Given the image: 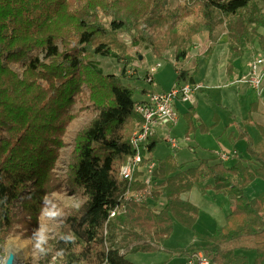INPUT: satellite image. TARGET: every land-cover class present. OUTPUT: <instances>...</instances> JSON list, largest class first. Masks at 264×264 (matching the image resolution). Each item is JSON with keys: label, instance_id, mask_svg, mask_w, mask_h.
I'll return each instance as SVG.
<instances>
[{"label": "trees", "instance_id": "16d2710c", "mask_svg": "<svg viewBox=\"0 0 264 264\" xmlns=\"http://www.w3.org/2000/svg\"><path fill=\"white\" fill-rule=\"evenodd\" d=\"M189 1L199 6L195 16L187 6ZM189 1L168 9V0H0V243L13 233L16 205L23 208L24 200V210L32 220L25 223L28 228L34 226L44 196L52 190L45 189L44 184L51 179L58 158L56 148L63 146L54 131L64 133L68 123L64 120L67 105L55 92L50 93L52 80L64 70L82 66L92 76L95 88L100 84L107 88L106 96L96 101L93 116L74 140L67 180L85 199L62 219L59 264H134L120 254L121 249L130 247L134 253L162 250L174 220L187 228L196 220V209L180 195L208 179L213 181L214 190L230 199L226 224L206 237V245H189L173 253L186 255L201 250L211 264H264V191L253 199L245 195L251 182L264 179V127H260L261 148L250 149L254 166L240 162L231 167L222 162L210 165L201 159L196 167L183 170L173 156H167L153 169V176L165 186V206L156 210L150 201L127 202L124 214L108 219L109 209L121 201L128 186L119 170L133 154L130 136L141 123L133 110L137 88L122 84L112 74L103 75L94 61L84 62V58L101 55L123 60L126 67L134 58L120 33H132L134 45L143 41L165 44L167 31L175 47V61L182 62L192 47L193 35L205 31L209 39H215L220 25L228 36L229 72L233 60L241 57L248 45L257 41L264 48V37L259 33L264 28L260 0ZM147 30L156 32L154 38L146 35ZM71 40L79 51H70ZM152 50L158 53L155 47ZM17 58L22 62L21 78L12 67ZM175 82L195 83L182 68L177 69ZM36 128L40 129L34 132ZM157 142L151 137L150 152ZM26 185L35 187L26 189ZM160 194L154 190L152 201ZM242 239L251 244L246 250L255 252L252 262L228 246Z\"/></svg>", "mask_w": 264, "mask_h": 264}, {"label": "crops", "instance_id": "0c3cea01", "mask_svg": "<svg viewBox=\"0 0 264 264\" xmlns=\"http://www.w3.org/2000/svg\"><path fill=\"white\" fill-rule=\"evenodd\" d=\"M261 29H259V33L264 37V32L260 31ZM258 46L260 47L256 41L250 48L256 49ZM250 48L241 57L233 60L229 72L230 50L227 33L219 34L217 32L215 39H209L207 32H204V35L199 33L193 38L192 47L183 60L185 61L184 65H181L180 68L188 70L194 82L200 84L201 87L195 92L192 104L175 102L178 113L176 124L169 128L159 127L152 136L160 142L150 153L155 163L171 155L183 170L196 167L201 159L207 160L210 165L222 162L226 167H231L240 162L244 165L254 166L250 149H260L262 146L260 127H264V123H261L259 119H264V90L258 94L245 83L238 82V79L248 71L251 55L254 53ZM153 53L157 61L159 58H163L172 64L175 68L176 79L179 68L177 64L180 62L175 61L174 50L169 54L154 51ZM147 54L143 53L139 58L145 71L147 70L145 61ZM175 84L176 82L173 86ZM155 85L154 78V83L150 84L149 89L140 88L136 94H142L141 99H143L147 91H155ZM171 88L162 89L159 92ZM190 128L192 131L188 133L187 129ZM165 134L176 139L179 147L172 148L165 140ZM182 153L191 156L180 160ZM220 153L229 154L228 159L221 160ZM258 179L245 188V195L250 199L264 191V186L258 190L260 187L257 185ZM164 187L162 180L155 178L154 190L160 191L161 194L158 200L153 202L150 199L149 201L152 202L153 208L156 210L162 209L166 204ZM180 199L189 202L197 211L192 228L188 229L174 220L172 234L164 240L162 250L135 252L149 258V262L139 264H186L187 254L179 255L173 251L185 248L184 245H206L208 243L206 237L211 236L226 224V218L231 211L230 199L224 193L213 189L211 179L194 185L189 191L182 193ZM162 201L163 203H161ZM176 223L187 228L188 231L178 229ZM178 231L181 232L177 233ZM171 238L174 239L169 244ZM181 238L184 240V244L177 243ZM165 244L166 246H164ZM250 245L248 240L242 239L232 242L228 246L236 248V253L248 256L252 262L255 252L246 250L251 247ZM126 249L128 251L124 253V257L127 259L130 247ZM129 261L137 264L132 260Z\"/></svg>", "mask_w": 264, "mask_h": 264}, {"label": "rangeland", "instance_id": "374dc122", "mask_svg": "<svg viewBox=\"0 0 264 264\" xmlns=\"http://www.w3.org/2000/svg\"><path fill=\"white\" fill-rule=\"evenodd\" d=\"M188 1L189 0H168V5L166 7L168 9H174L178 5H187ZM259 4L263 7L264 11V0H260ZM187 6L189 7V10L192 11L193 16H195L199 10V6L191 1H189ZM192 18L193 17L190 19ZM144 26L145 25H143L142 28ZM163 28L167 29V25L163 26ZM260 31L264 32V29H261ZM204 32L205 31L202 32L203 35ZM217 32L219 34L226 33L224 25L218 26ZM145 33L148 37L152 38L156 35V32L151 33L150 30H147ZM202 33L200 34L202 35ZM198 34L193 35V38ZM164 36L166 37V39H164L166 42L165 44L143 41V43H140L139 45H134L132 43V33H120L119 38L126 46L129 55L134 58L126 65V67L124 66L123 60L116 61L112 58L101 55L86 57L84 58V62L89 60L94 61L98 68L102 71L103 75L112 74L121 80L122 84L136 87L137 92H139L140 88L149 89L150 84L146 83L142 79L145 69L137 56H141L143 53H148L145 59L147 62L146 68L149 69L157 62L161 63V66L158 68L154 77L156 81V88H154L155 91L168 89L175 83V68L170 62H168V60H164L163 58H159V61H157L153 56L154 53L152 50V48L155 47L159 53H173L175 47L171 43V34H168L166 31ZM252 45L254 46V44L248 45V48H252ZM68 46L70 51L72 50L74 53L79 51L77 47H74L73 40L68 41ZM59 47L62 48V50L65 49L64 44H60ZM251 50L254 53L252 52L253 55H251L252 57L249 63H251L256 56L261 53L263 54L264 52V48L260 49L259 46L256 49ZM39 58L41 61L44 60L42 54L39 55ZM184 63L185 61L178 63L177 67L180 68L181 65H184ZM21 66L22 62L18 58L12 64L13 70L18 78H21L23 75V69ZM123 68L126 71L125 73H122ZM56 78L57 79L52 80V89L50 93L55 92V95L60 98V101H64V104L67 105L66 109L68 111L65 114L66 119L64 120L68 119V123L66 124L64 133H57L54 131V133L59 136L63 146L59 149L56 148V150H58V158L51 170V179L46 181L44 184L45 189L51 188L52 190L45 194L43 199V209L40 211L34 226L32 225L28 228L26 225V223L28 224L32 220L24 210V200L22 202L23 208H21L19 204L16 205L14 216L16 222L13 227V233L6 236L0 243V264H4V259L9 253H13L15 255V264H59L60 260H62L61 252L58 250L63 232L62 219L65 215L74 213L84 203L85 197L82 195L81 191L79 189L74 190L73 188H70L72 184L69 179L67 180V177L70 176L68 164L71 154L74 152L75 137L78 134L79 129H81L93 116L95 107H97L96 101L101 97L106 96V91L104 89L107 88V86L100 84L97 88H95V86L91 83L92 76H90L88 72L84 71L82 66L74 70H64L60 73V76H56ZM242 83L247 85L246 82ZM41 84L43 88L47 87L45 81H41ZM133 98L134 100H139L142 98V94H135ZM259 121L264 123L263 118H260ZM39 129L36 128L34 132ZM159 143L160 142H157L156 145ZM190 156L191 155L182 153L180 160L190 158ZM68 181L70 183L69 185ZM257 185L260 186L258 190L262 189V186H264V179H258ZM34 187L35 185H26V189H32ZM161 203H163V201ZM176 227L178 229H183L182 231H188L189 229L180 226L177 223ZM180 232L181 231H178L177 233ZM173 239L174 238L170 239L169 244ZM177 243L184 244V240L181 238L177 241ZM164 246H166V244ZM186 246L187 245H184V247ZM127 251L128 249L123 248L120 250V253L124 254ZM127 259L132 260L137 264L141 262H149L148 257L131 252L128 253Z\"/></svg>", "mask_w": 264, "mask_h": 264}, {"label": "built area", "instance_id": "2783aa9c", "mask_svg": "<svg viewBox=\"0 0 264 264\" xmlns=\"http://www.w3.org/2000/svg\"><path fill=\"white\" fill-rule=\"evenodd\" d=\"M161 66L160 62L145 71L143 80L148 84L154 83V74ZM246 82L249 87L261 94L264 90V54H259L250 63L246 74L242 75L238 82ZM201 87L200 84L178 83L167 91H147L143 99L135 100L133 110L141 117L139 123L132 131L130 145L133 154L121 165L120 178L128 183L122 197L125 200L137 203L147 202L152 199L155 182L153 169L156 163L152 160L149 150L150 139L159 127L173 126L178 120L175 102L192 104L194 94ZM165 140L172 146L178 148V141L169 134L164 135ZM221 160L229 157L227 153L219 154ZM133 184H139L138 188H131ZM123 204L109 210L108 218L119 215L124 211ZM186 264H211L210 259L202 252L189 255Z\"/></svg>", "mask_w": 264, "mask_h": 264}, {"label": "bare ground", "instance_id": "6f19581e", "mask_svg": "<svg viewBox=\"0 0 264 264\" xmlns=\"http://www.w3.org/2000/svg\"><path fill=\"white\" fill-rule=\"evenodd\" d=\"M122 195H123V194H122ZM120 200H121V201H119L114 207H116L117 205H121V204H123L124 207H125V209H124V211H123L122 213H120V214H124V213L126 212V203H127V202H134V201L125 200V198L122 197V196H121ZM134 203H137V202H134ZM143 203H146V202H143ZM114 207H112V208H114ZM112 208H110V209H112ZM110 209H109V210H110ZM108 214H109V211H108ZM120 214H119V215H120ZM116 216H118V215H116ZM116 216H114V217H116ZM114 217H111V218H114ZM111 218H108V219H111ZM104 232H105V234H106V229L104 230ZM231 247H232V246H231ZM195 252H202V253H204V252L201 251V250H198V251H195ZM195 252H192V253H195ZM192 253L187 254V258H188L189 255L192 254ZM120 254H121V253H120ZM204 254H205V253H204Z\"/></svg>", "mask_w": 264, "mask_h": 264}, {"label": "water", "instance_id": "95a60500", "mask_svg": "<svg viewBox=\"0 0 264 264\" xmlns=\"http://www.w3.org/2000/svg\"><path fill=\"white\" fill-rule=\"evenodd\" d=\"M139 58H141V56H139ZM4 264H15V255L13 253H9L4 259Z\"/></svg>", "mask_w": 264, "mask_h": 264}]
</instances>
